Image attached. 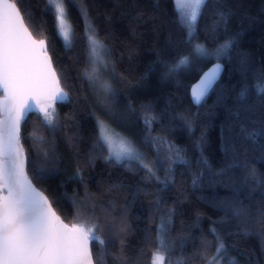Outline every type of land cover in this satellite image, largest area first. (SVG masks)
<instances>
[{"label": "trees", "instance_id": "obj_1", "mask_svg": "<svg viewBox=\"0 0 264 264\" xmlns=\"http://www.w3.org/2000/svg\"><path fill=\"white\" fill-rule=\"evenodd\" d=\"M223 6L232 12L228 23L220 26L214 38L207 31L212 18L206 11L199 21L197 42L205 44L211 51L234 33L242 34L230 56L220 60L225 67L221 79L205 103L196 107L190 101L189 87L216 59L202 58L172 77L165 75L178 57L191 51V46L185 43V32L176 23L173 0H82V4L67 0L68 18L74 30L71 47H65L57 35L54 10L48 6L47 0H18L26 26L36 39L46 41L53 67L61 77V86L71 98L70 103L58 101L53 104L58 113L55 130L47 127L40 111L29 113L22 122L21 145L25 153L26 174L35 189L48 198L56 213L70 226L90 227V222L97 218L101 226L113 216L118 220L125 219L124 253L129 264H136L137 260L139 264H150L160 214L167 208L176 207L178 210L170 232V238L177 240V251L176 255L166 258L164 264L179 255L180 238L184 235L190 233L192 236L184 249L186 254L200 249L202 238L214 240L209 229L214 221L224 216V212L215 208L211 201L233 193L224 188L209 189L206 182L202 187H194L192 180L205 170L202 159L207 160V167L217 170L229 162L224 151L225 136L240 152L239 166L234 169L238 178L243 179L245 165L264 174V156L258 149L254 150L242 134V127L251 125L241 118L229 134L225 126L230 117L223 106L232 109L252 106L257 116L264 112V99L257 92L259 77L264 73V0H223ZM81 7L87 9L92 26L110 49V67L103 76L111 80L115 90L112 112L98 103L89 82L82 75L88 66V54ZM247 17L254 19L250 22ZM241 53L247 55L245 65L240 63ZM242 89L248 91L244 100L239 95ZM221 94L224 100L218 105L216 101ZM129 104L135 108L134 112L129 109ZM144 105H150L152 113L157 116L164 114L150 133L141 118V106ZM97 117L131 139L149 160H155L157 153L145 143L146 133L150 137L166 139L181 149L186 163L173 165L175 183L165 187L154 178L145 179V172L137 170L135 165L129 167L105 161L106 149L104 152L94 151ZM185 120L191 122L190 128ZM41 136L44 137L43 143L38 141ZM201 140L202 143H198ZM245 148L248 149L246 153ZM44 150L55 152L59 171L40 179L34 175V169L43 166ZM92 155L97 158L87 163ZM78 166L82 169L83 182L71 178ZM158 175L163 179L165 173L161 169ZM112 185L117 187L110 191ZM250 193V199L246 198ZM237 195L245 204H252L253 212L264 202V193L255 183L240 188ZM158 198L162 201L159 206L156 203ZM74 199L79 204L74 205ZM92 205L94 212L91 211ZM262 225L264 221L258 219L257 229ZM216 227L226 228L228 245L238 240L239 249L254 250L264 264L260 237L227 235V232L235 233V220ZM90 242L94 264H98L96 253L100 246L98 242ZM119 249L120 240L109 246L111 253L118 254ZM141 252L143 256L139 255ZM230 256L245 264L239 251L230 250ZM107 264L116 262L109 256ZM190 264L202 262L197 257Z\"/></svg>", "mask_w": 264, "mask_h": 264}, {"label": "snow or ice", "instance_id": "obj_2", "mask_svg": "<svg viewBox=\"0 0 264 264\" xmlns=\"http://www.w3.org/2000/svg\"><path fill=\"white\" fill-rule=\"evenodd\" d=\"M76 2L82 4V0H73V3ZM173 3L177 13L176 23L185 32V43L191 46V51L178 57L165 75L172 77L179 70L198 63L202 58L214 57L217 63L203 73L191 91L193 103L202 106L207 96L214 90L223 71L221 58L230 56L242 33H234L210 51L205 44L197 42L199 21L206 11L210 12L212 23L207 26V31L215 38L220 26L228 23L232 15L231 9L223 6V0H173ZM47 4L54 10L57 35L62 37L65 47H71L74 30L68 18L67 0H47ZM80 12L85 19V43L88 54V66L82 75L89 82L98 103L106 111L112 112L115 90L111 80L103 76L110 67L108 59L110 49L92 26L87 9L81 7ZM247 19L251 22L254 18ZM240 63L241 65L247 63L246 54H240ZM259 81L257 92L264 99V73L260 75ZM0 87L4 91V97L0 99V180L4 181V186L8 190L7 196L0 198V264H94L93 252L89 247L90 241L98 242L100 246L99 252L96 253L98 264H107L109 256L116 264H129V258L124 253V234L127 232L125 219L118 220L113 216L101 226L97 218L90 222V227L73 225L69 228L53 211L48 198L33 188L25 172V153L21 145L22 122L26 121L30 112L36 110L37 105H40V97L49 90H52L53 102L70 103L71 98L69 92L61 86V77L53 67L46 41L33 39L25 26L18 8V0H0ZM239 95L240 99L244 100L248 96L247 89H242ZM33 100L36 104L32 103ZM223 100L224 96L221 94L216 103L222 104ZM223 106L230 117L229 123L225 126L229 134L234 124L241 118L247 120L251 127H242L244 139L264 156V112L257 116L252 106H241L237 109ZM128 107L135 111L131 104ZM141 107L143 112L141 118L150 133L155 122L163 119L164 114L155 115L150 105ZM39 111L43 114L47 127L55 130L58 126V113L53 103L39 106ZM185 124L191 127L190 121L185 120ZM96 129L94 151L99 149L104 152L106 149L107 154L103 157L105 161L129 167L135 165L137 170L145 172V179L154 178L165 187L175 183L173 165L186 163L184 152L166 139L150 137L146 133L145 143L157 153L155 160H149L131 139L117 132L104 119L96 118ZM38 141L43 143L44 137H39ZM198 143H202V140ZM224 143V151L229 162L217 170L207 167V160L202 159L201 163L205 170L195 175L192 180L194 187H202L206 182L209 189L224 188L233 193L231 196L211 201L215 208L224 212V216L219 221H214L213 227L209 229L214 240L202 238L200 249L186 254L184 249L192 236L190 233L182 236L179 255L175 260L168 259L167 264H190L191 260L197 257L202 264H222L225 258L228 264H240L237 257L230 256V250L239 251L245 258V264H261L260 257L254 250L239 249L238 240L228 245L225 240L226 228L216 227L217 224L226 226L230 220H235V233L227 232V235L260 237L261 253L264 254V225L257 229L258 219L264 221V202L256 212H253L252 204H245L237 195L240 188L247 187L250 183H255L264 193V174L258 173L256 168L248 169L245 165L243 179L238 178L234 169L239 166L240 152L228 136L224 137ZM247 150L245 148L244 152ZM42 158L43 166L34 169L37 178L43 179L59 171L58 158L53 150H44ZM96 158L94 155L89 156L87 163L94 162ZM161 169L165 173L163 179L158 175ZM71 178L84 181L79 166ZM116 187L112 185L109 190H115ZM250 196L251 193L246 198L250 199ZM73 203L79 204V201L74 199ZM156 203L159 206L162 203L161 199L158 198ZM157 210L159 211V207ZM91 211H95L94 205L91 206ZM177 211L176 207H171L160 214L150 264H164L166 258L176 255L177 240L170 238V232ZM116 240H120L118 254L109 251V246L114 245ZM139 255L143 256L144 253L141 252ZM136 264H139V260Z\"/></svg>", "mask_w": 264, "mask_h": 264}, {"label": "water", "instance_id": "obj_3", "mask_svg": "<svg viewBox=\"0 0 264 264\" xmlns=\"http://www.w3.org/2000/svg\"><path fill=\"white\" fill-rule=\"evenodd\" d=\"M25 26H26V24H25ZM27 27V26H26ZM28 28V27H27ZM29 30V29H28ZM29 32L31 33V31L29 30ZM32 34V33H31ZM32 37H33V39H35V40H37L38 41V39H36L33 35H32ZM217 63V61H215V62H213V63H211L206 69H204V71L199 75V77L196 79V81H194L191 85H190V87H189V98H190V101H191V103L194 105V106H199V105H196V104H194L193 103V99H192V95H191V91H192V87L195 85V84H197L198 83V81L200 80V78H201V76L203 75V73L204 72H206V71H208L211 67H213V65H215ZM220 63L223 65V71L221 72V74H220V78H219V80L221 79V77H222V75H223V73H224V69H225V67H224V64H223V62H221L220 61ZM215 87V86H214ZM51 91L52 90H49L46 94H44V95H42L41 97H40V105H37V108H36V110L35 111H32V112H30V113H33V112H36V111H39V106H41L42 104H48V103H55V102H53L52 100H51ZM3 97H4V91H3V88L2 87H0V99H3ZM42 100H46L47 102H44V103H41V101ZM56 102H58V101H56ZM32 103L33 104H36V101L35 100H33L32 101ZM26 172V171H25ZM32 186H33V184H32ZM33 188H35L34 186H33ZM36 191H38V192H40L39 190H37L36 189ZM41 193V192H40ZM7 194H8V190H7V188L4 186V181H2V182H0V198H2V197H4V196H7ZM50 203V202H49ZM52 209H53V211H55L54 210V208L52 207ZM56 212V211H55ZM57 214V213H56ZM58 215V214H57ZM59 216V215H58ZM60 217V216H59ZM60 220L62 221V223L63 224H65V225H67L69 228H71L72 226H70V225H68L61 217H60ZM89 247H90V249H91V242H89Z\"/></svg>", "mask_w": 264, "mask_h": 264}, {"label": "rangeland", "instance_id": "obj_4", "mask_svg": "<svg viewBox=\"0 0 264 264\" xmlns=\"http://www.w3.org/2000/svg\"><path fill=\"white\" fill-rule=\"evenodd\" d=\"M62 38V37H61ZM63 40V39H62ZM44 102H47L46 100H42L41 103H44ZM44 105V104H42ZM41 105V106H42ZM3 180H0V182H2ZM222 264H228V261H227V258H225L223 261H222Z\"/></svg>", "mask_w": 264, "mask_h": 264}]
</instances>
